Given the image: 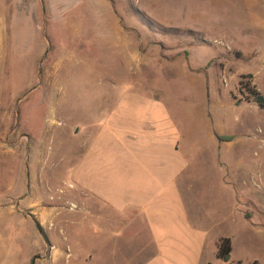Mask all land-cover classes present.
Masks as SVG:
<instances>
[{
    "label": "rangeland",
    "instance_id": "rangeland-1",
    "mask_svg": "<svg viewBox=\"0 0 264 264\" xmlns=\"http://www.w3.org/2000/svg\"><path fill=\"white\" fill-rule=\"evenodd\" d=\"M62 1L4 4L0 264H52L53 246L71 253L58 264H84L86 246L101 250L69 215L81 202L70 174L129 89L161 98L180 132L183 198L209 230L207 254L223 235L231 261L264 264V109L247 86L264 95V0Z\"/></svg>",
    "mask_w": 264,
    "mask_h": 264
},
{
    "label": "crops",
    "instance_id": "crops-1",
    "mask_svg": "<svg viewBox=\"0 0 264 264\" xmlns=\"http://www.w3.org/2000/svg\"><path fill=\"white\" fill-rule=\"evenodd\" d=\"M11 2L0 0V36L7 32L4 4ZM190 78L200 84V79ZM116 98L103 123L88 134L89 141L81 147L70 174L81 202L69 215L97 229L92 239L102 246L101 250L86 246L81 257L84 264L99 260L101 264H212L219 260L218 247L225 236L212 237L214 247L208 255L209 230L185 206L183 179L190 161L180 148V132L166 103L130 89ZM223 185L226 189L237 186L225 180ZM236 194L235 190L232 195ZM241 218L242 223L248 222ZM231 240L232 260L235 241ZM70 254L53 246L50 256L42 258L58 264ZM234 262L244 264L242 259Z\"/></svg>",
    "mask_w": 264,
    "mask_h": 264
},
{
    "label": "trees",
    "instance_id": "trees-1",
    "mask_svg": "<svg viewBox=\"0 0 264 264\" xmlns=\"http://www.w3.org/2000/svg\"><path fill=\"white\" fill-rule=\"evenodd\" d=\"M248 78H252L251 75L247 76ZM248 86V91L250 93V101L256 103L258 107L261 109H264V95L257 91L255 87H251L250 81L247 84ZM37 226H39V222L36 221ZM231 252H232V240L229 237H224L220 240L219 247H218V252L217 256L220 258L223 262L226 264H233L231 262Z\"/></svg>",
    "mask_w": 264,
    "mask_h": 264
}]
</instances>
